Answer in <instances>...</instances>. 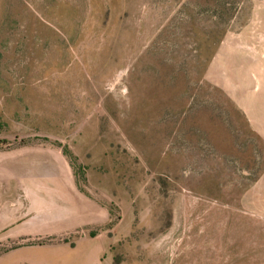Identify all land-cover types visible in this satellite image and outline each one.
I'll list each match as a JSON object with an SVG mask.
<instances>
[{"label": "rangeland", "instance_id": "1", "mask_svg": "<svg viewBox=\"0 0 264 264\" xmlns=\"http://www.w3.org/2000/svg\"><path fill=\"white\" fill-rule=\"evenodd\" d=\"M23 147L68 162V229L0 264H264V0H0Z\"/></svg>", "mask_w": 264, "mask_h": 264}, {"label": "crops", "instance_id": "2", "mask_svg": "<svg viewBox=\"0 0 264 264\" xmlns=\"http://www.w3.org/2000/svg\"><path fill=\"white\" fill-rule=\"evenodd\" d=\"M68 182L72 186L68 162L54 148L0 151V241L40 238L68 229L62 223L51 228L46 214L66 198Z\"/></svg>", "mask_w": 264, "mask_h": 264}, {"label": "trees", "instance_id": "3", "mask_svg": "<svg viewBox=\"0 0 264 264\" xmlns=\"http://www.w3.org/2000/svg\"><path fill=\"white\" fill-rule=\"evenodd\" d=\"M66 155H68V154L66 153Z\"/></svg>", "mask_w": 264, "mask_h": 264}]
</instances>
